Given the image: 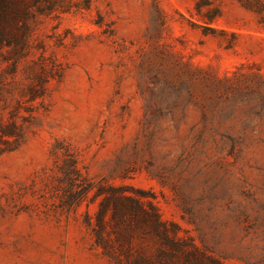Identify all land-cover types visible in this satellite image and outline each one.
I'll use <instances>...</instances> for the list:
<instances>
[{"label":"rangeland","instance_id":"374dc122","mask_svg":"<svg viewBox=\"0 0 264 264\" xmlns=\"http://www.w3.org/2000/svg\"><path fill=\"white\" fill-rule=\"evenodd\" d=\"M258 112L264 0H0V264H264Z\"/></svg>","mask_w":264,"mask_h":264},{"label":"trees","instance_id":"16d2710c","mask_svg":"<svg viewBox=\"0 0 264 264\" xmlns=\"http://www.w3.org/2000/svg\"><path fill=\"white\" fill-rule=\"evenodd\" d=\"M256 100V98H255ZM253 100V101H255ZM257 117L259 120L264 119V112H258ZM254 133L259 134V137L252 139L253 136L247 138H242V141H235L232 147V154H235L237 159L240 160L245 149H249L252 145L264 146V128L262 130H252ZM247 132H245L246 135ZM215 137V136H214ZM250 140L247 146H244L245 143ZM251 144V145H249ZM236 209L238 213V219L244 217L246 223H252L253 226L260 236L264 233V177L262 179H257L252 182H249L248 178H240L239 184L236 192ZM143 212L149 214L144 208ZM157 216V215H156ZM153 230L156 233H160L166 237L167 240H170V237L167 232V227L160 221L157 217L153 226ZM171 241V240H170ZM178 247L179 250L183 249V244L181 242L171 241ZM191 257H194L193 260ZM186 255L184 264H221L219 260L213 258H205L199 254L193 256Z\"/></svg>","mask_w":264,"mask_h":264}]
</instances>
